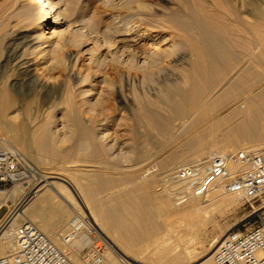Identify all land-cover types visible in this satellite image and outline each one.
<instances>
[{"label": "bare ground", "instance_id": "obj_1", "mask_svg": "<svg viewBox=\"0 0 264 264\" xmlns=\"http://www.w3.org/2000/svg\"><path fill=\"white\" fill-rule=\"evenodd\" d=\"M77 1L4 0L0 7V59L4 55V64L0 66V150L22 151V155H27L26 157H29L38 167L40 164L35 160L25 138L27 125L25 123L24 126L22 125L23 119L20 121L22 124H17L21 113L16 112L14 108L17 101L10 90H21L19 87L22 85L30 86L31 90H72L69 89L68 83L65 84L66 80L62 72L57 74L55 79L52 76L45 77L43 74L46 71L47 73L55 71L57 68L50 67L52 60H58L48 59L51 52L59 55L57 51H64L66 45L71 44L80 48L85 44H82L84 41L81 42V39H85V42L89 39L99 42L97 33L94 34L90 28L82 24L76 29L60 30L63 26L60 16L64 14V11L73 8ZM101 1L104 4V0ZM133 1L137 2L135 4L143 11L142 13L144 11L153 13H144L146 17L141 18L144 23L135 24L132 30L131 26L126 29L125 25L124 28L118 25V19L112 17L113 23L106 29L113 38L111 41L103 39L104 42L102 41L103 43L98 46L104 53L97 59L90 58V55L89 63H99L98 65L102 67L107 66L106 59H109L114 74L121 75L128 84H135L140 75L144 80L147 76L156 75L154 73L156 70L157 75L159 70L161 73L163 63L179 52L184 54L182 58L189 57L190 61L182 80L177 82L178 79L175 78L176 82L170 81L171 85L159 90L156 96L157 101L141 100L132 113L136 138L145 141L148 147L151 145L153 148L142 146L143 143L139 145L138 153L142 159L143 157L148 159L150 155L153 157L154 153H151L155 150L154 156H158L160 167L167 169L164 172L166 174L177 165L205 160L211 155L227 154L238 148L244 150L263 146L264 68H261L260 64L264 63V0H251L247 4H244L243 0H224V3L218 2L221 0H211L209 5H207L209 0H187L185 5L183 4L187 11L185 17L181 16L179 11H168L165 14L163 12L164 15H156L144 0V2L129 0L127 4ZM224 6L229 8V11L227 10L228 15L230 14L229 18L214 10ZM239 6L246 10L242 12ZM140 10L136 11V15L140 13ZM223 11L226 10L223 9ZM139 15L142 16L141 13ZM165 29H171L177 34L159 36V32H164ZM147 40L152 43L145 44ZM163 45L167 47L161 49ZM147 46L155 48L150 50ZM94 47L95 44H93ZM93 48L90 49L93 50ZM80 53L81 50L76 53L71 51L70 54L67 53L65 59L68 63L66 67L71 72L69 78L72 80L76 77V74H73L75 68L81 61ZM34 54L41 57L39 65H42V74L39 73L42 68L33 65L29 58ZM36 60L32 61L36 62ZM10 71L14 74L7 76ZM80 74L83 79L84 76ZM10 77L13 78L11 81H9ZM48 80H54L55 84L52 83V86H49ZM82 81H85V78ZM84 92L81 95H84ZM67 96L68 99H65L67 121L81 126L80 129L78 128L80 140L71 151L72 156L66 155L67 161L65 162L66 158L63 159V165L60 161L59 166H62L52 169L50 173H45L42 169L44 175L41 181L31 186L28 191L29 186L19 184L10 191L0 192V204L8 200L15 203L22 194H25L28 200L11 220L0 226V257L14 251L17 228L24 222L37 223L38 225H35L39 226L38 228L51 242L65 250L60 233L66 225L65 221L72 214L85 213L93 220L96 230L99 233H105L110 240L111 246L107 248L103 264H117L119 255L125 256L134 264H151L150 262L183 264L196 261L198 249L205 247L204 238L199 232L206 230L208 226L211 228V234L216 231L214 219L209 217L204 222L199 216L210 215L212 210L216 209L215 207L220 210L229 205H236L240 197L226 195L228 198H225L226 196L222 195L224 199L222 197L217 199L212 209L208 206V208L193 207L188 213L180 214L179 206L171 203V195L163 184L161 186L164 191L161 190L162 192L158 193L153 188L156 185H154L155 179L149 178L150 175L149 179L138 181L137 173L139 172H135L138 170L137 167L127 164L126 170L129 174L123 172L117 175V178H112L107 172L112 161L110 160L111 163L108 164L105 162L107 159L105 161L100 159L103 152L113 154L112 148L103 143L105 135L96 134L92 129L81 125L82 115L86 112L91 113L93 103L83 97L82 101L77 103L69 93ZM13 108L15 111H11ZM36 119L38 118L33 117L34 121ZM139 127L145 128L143 134L137 132ZM37 142L44 152L50 153L49 158L56 156L55 149L50 148L47 135L39 138ZM89 147L91 152L87 153ZM114 155H111L113 159ZM78 164L89 167L91 170H85L80 177L76 175L79 178L72 180L71 171L74 170L73 167L77 168ZM43 165L46 166L45 163ZM125 183L131 184V190H119L113 192V196L111 195V186H116L115 184L121 186ZM212 194L216 197L222 192L216 190ZM212 198L214 199L213 196ZM192 203L193 201L189 205ZM45 217L52 218L50 226L45 227L38 223L39 219L43 220ZM180 231H183L187 237L184 241L187 245L183 248L180 243L172 241L175 234ZM229 231L215 236L210 235V247L202 251L203 261L199 264L212 263L214 252L229 235ZM203 234L204 232L202 236ZM90 242V237L83 235L66 249L77 251L70 256L74 264H84L78 251Z\"/></svg>", "mask_w": 264, "mask_h": 264}, {"label": "rangeland", "instance_id": "obj_2", "mask_svg": "<svg viewBox=\"0 0 264 264\" xmlns=\"http://www.w3.org/2000/svg\"><path fill=\"white\" fill-rule=\"evenodd\" d=\"M3 1L0 2V7H1V5H2L1 3H3ZM100 1L101 0H78L76 5L73 6V8H70L68 11H64V14L60 16V21H62V23H63L62 24L63 26H61V28H60L61 31L76 29V27L78 25L82 24V25L90 28L94 34L97 33L96 35L100 38V39H98L99 42L94 41V39H89L88 42H85L86 41L85 39H81V42L84 41L82 44L85 43L84 46L80 47L81 49L79 47H74L71 44L69 46L66 45V48L64 51L60 50L61 53H60V51H57L59 55L55 54V52L54 53L51 52L50 57H49V55H48L49 53L46 54L49 57V58L47 57L49 60H52L54 58L56 60L58 59L57 60L58 62L52 60L53 63L51 62L50 67L54 66L57 68L55 69V71L54 70L53 71L51 70L52 72L49 71L50 73H47V71H46V72H44L43 75L45 77H46V75L49 77L52 76L55 79L57 74L62 72L63 78L66 80L65 84L68 83L67 85H69V89H72V90H67L68 92L66 90H31V87L30 86L28 87L26 85L20 86L19 89H21V90H10L12 96L17 101V103H15L14 108L17 110L16 112H19V114L21 113L20 114L21 117L18 119L17 124L23 123L22 125L24 126V123H25L27 125V128L25 127L26 134H27L25 138H26L27 143L30 147V151L32 152L35 160H37L38 163L40 164V167H38L37 165L32 163L31 159L29 157H26L27 155H22L23 154L22 151H15V152L20 154L23 158L25 156L27 158V159L25 158L26 161H28L29 163H31L33 166H35L37 169H39L41 171L43 169V171L45 173H50L51 171H53L52 169L62 166L64 163L63 159L66 158V160H65V162H66L67 157L72 156L71 151L73 150L74 147L77 146V143L80 140L78 128L80 129L81 126L79 124H74L70 121H67V117H66L67 116V106H66L67 104L65 102L66 101L65 99H68L67 94L69 93V95L72 98L74 97L73 99L75 102H77V101L80 102L84 98V99L91 100V102L94 105L93 109L91 110V113L87 114V112H86L87 115L86 114L82 115V124L81 125L84 127L92 129L96 134L102 133L105 135V140H103V143H106V146L108 145V147L112 148L113 154L103 152L100 159L102 161H105L107 159L105 162H107L108 164H110L112 161V163L109 165L110 167H108V170H107L108 174L111 175L112 178H117L118 177L117 175H120L123 172H124V174H129V173H127L128 170H126V169H128V168L126 166H127V164H129V166L133 165V167H135V168L137 167V169H138L135 172H137V171L139 172V173H137L138 174L137 175L138 181H140V180L145 181L146 179H149V178L152 179V177H153L155 179V180L153 179L154 185L155 184L157 185V186L155 185L153 187L154 191L160 193V192L164 191L163 190L164 188L161 185L163 183L162 178L165 175L164 172L167 169L164 170L160 167L158 156H154V154L156 152L155 150H153V152L151 153V154L154 153L153 157H152V155H150L148 157V159L145 157H143V159H142L141 155H139V153H138L139 152L138 151L139 145H141L143 143L142 146H146V147H148V146L146 145L145 141H141V140H138L136 138L135 126H134L135 122L133 121L134 119H133L132 113H134L136 106L138 105V103L141 100L149 99L152 101H157L156 96L158 95L157 92L159 90H162V88L167 86V85H171L172 81L176 82V80L178 79L177 80V82H178V81H180V79L182 80V78L184 77V74H185L184 73L185 69L188 68V64L190 63L189 57L182 58V56L184 54H181L179 52L174 57L171 56V59L169 61H165L163 63V65L161 66V70L163 71V69H164L163 72L161 71V73H160V70L158 69L159 74L157 75V72H156L157 70H156L154 72L156 75L147 76L145 78L147 81H145V79L142 80L143 77H142V75H140L141 79H140V77H137V81L135 82V84H128L124 81V79L121 77V75L116 74V73L114 74V72H112V70H111V61H108L109 59H106L107 66L101 67V65H98L99 63H95V62L89 63L90 58L94 59V57H95V59H97V58H99V56L101 57L102 53H104L103 50L100 49L98 46V45H100V43L102 44L104 42L103 39H105V40L110 39V41H111V38H113V37H111V34L108 33V31L106 29L107 27H110L112 25V23H113L112 19L113 18L118 19V21H117L118 25H120V26L122 25L123 28L125 25L126 29L130 28V26H131L132 28H130V29L132 30L135 27V24L138 25V24L144 23V21H141V18L146 17L145 14H149V13L152 14L153 13V12L146 13L147 11H144L145 14L142 13L143 11L138 9L139 7L137 8L138 5H136L137 4L136 1L129 2V4H127L128 3L127 1H129V0H122V2H121V0H108L109 2H107V3H106L107 0L106 1L104 0L103 1L104 4L101 3L102 1L101 2ZM118 1H120V2H118ZM139 1L140 2L145 1V3L147 5H149V7L154 11V14L159 15V16L164 15L165 13H168V11L169 12L170 11H179L180 15L184 16V17L187 15V11L185 10V7H184L185 1H187V0H144V1L139 0ZM249 1H251V0H243L244 4L249 3ZM125 2H126V4H125ZM210 2H211V0H209L207 2V5L211 4ZM218 2L224 3V0H221ZM119 3H121V4H119ZM105 4H106V6H105ZM121 5H123V7ZM240 6H239V9L242 12H244L246 10V8L245 9L240 8ZM154 7L156 9H154ZM223 9L226 11H223ZM228 9L229 8L224 6L222 8L220 7V8L214 9V10L216 11V13H221V14L223 13L224 15H226V17L229 18L230 14L228 15V13H229ZM63 10H64V8H63ZM139 10H140V13L142 14V16L139 15L140 14L139 12H138L139 14H137L138 16L136 15V13H137L136 11H139ZM163 12H164V14H163ZM74 24H76V25H74ZM167 30H168V32H167ZM171 31H172L171 29L170 30L165 29L164 32H161V33L159 32V36L160 35L161 36H168V35L172 36V35H174V33L177 34L176 32H174V31L171 32ZM65 34H67V33L65 32ZM93 41L95 43H93ZM146 42L149 43V45L152 43V41H150V40L145 41V44H147ZM93 44H95L96 48L95 47L93 48ZM164 47H167V46L163 45V46H161V49H165ZM90 48H93V50H91ZM147 48H150V50H154L153 48H155V47L147 46ZM80 50H81V53H80L81 54V61L78 64V67L75 68V71L73 74H76L75 75L76 77H75V79L72 80L69 78V74L71 72H69L68 68L66 67V66H68V63H67V60H65V59H66V56L68 54H70L71 51L76 53V52H79ZM99 50L102 52L100 53ZM4 53L5 52L3 51V54ZM63 54H64V56H63ZM89 56H90V58H89ZM29 58L31 60V63H33V65H37L38 67L42 68V65L41 64L39 65V63H40L39 60L41 58L39 55L37 56L36 54H34L32 56H29ZM3 59H4V55L0 59V66L2 64H4ZM100 59H102V58H100ZM179 59H181V60H179ZM32 60L33 61L36 60V62H33ZM59 61L60 62L63 61L64 63L62 62L63 63L62 64ZM182 61H183V63H182ZM96 64H97V66H96ZM184 65L185 66L187 65V66L184 67ZM260 67L264 68V63L260 64ZM42 70H43V68L39 70L40 71L39 73L42 74V72H41ZM0 73H1V69H0ZM80 73H82V75L84 76L83 79L85 78V81H82L83 79H82ZM9 74L11 75L14 73H12L10 71V72H8L7 76ZM85 74H86V76H85ZM175 78H177V79H175ZM11 79H13V78L10 77L9 81H11ZM50 80H48L50 82L49 86H52V83L55 84L54 80H52V81H50ZM100 81H102V82L104 81L105 83L104 82L101 83ZM79 87H80V89H79ZM80 90L82 92H80ZM83 92H84V95H81ZM70 96H69V98H70ZM76 96H77L78 100H77V98H75ZM24 103H25V105H24ZM96 104L97 105L99 104V105L97 106ZM14 108L11 111H15ZM103 113H104V115H103ZM30 115H33V116L31 117ZM33 117L38 118V119H36L34 121ZM84 117H85V120L87 122L84 120ZM45 118H46V120H45ZM22 119H23V121H22ZM20 121H22V123ZM44 121H46V122H44ZM38 122H40V123H38ZM42 122H44V123H42ZM41 124H42V126H41ZM32 125H33V127H32ZM33 128H34V130H32ZM140 128H142V127L137 128V132L139 134L140 133L143 134L145 132V128H142V129H140ZM44 129H45V132H44ZM49 131H50V133H49ZM73 131H76L77 133L73 132ZM34 133H35V135H34ZM73 133H76V134H74V136H72ZM42 135L48 136L49 141H50V148H54L55 149L54 152L57 153V154H55L56 156H54V157L52 156L53 158H49V157H51L50 153H48L46 151L44 152L41 149L40 145L37 144L38 143L37 140L39 138L43 137ZM153 135L156 137L155 132H153ZM51 136H52V138H51ZM37 137H38V139L36 140ZM62 139H63V141H62ZM55 140H57V141H55ZM108 140H110V141H108ZM58 141H60V142H58ZM35 146H38L39 148L35 147ZM263 146H261V147H263ZM148 148L151 149L152 146L149 145ZM90 150H91V148L89 147V151L87 149V153H90L91 152ZM236 150H241V149L238 148ZM47 154H48V156H47ZM66 155H68V156H66ZM111 155H114V159ZM138 155L141 158L138 157ZM159 155H162V154H159ZM46 158H48L49 160L48 159L46 160ZM57 158H58V160H55ZM51 159H53V160H51ZM144 159H146V160L144 161ZM62 160H63V162H62ZM114 160H116V161H114ZM60 161H61L62 165L59 166ZM51 162H53V163H51ZM44 163L46 164V166L43 165ZM82 165H89V164H82ZM67 166L69 167L70 165H67ZM177 166H179V165H177ZM73 168H74V170L72 169V171H71L72 175L70 174L73 177V179H72V177L69 176L72 180L79 178L81 173L84 172L85 170L86 171L91 170L89 167H82L81 164H78L77 168L76 167H73ZM80 170H81V172L79 173ZM157 170H159L160 172ZM109 171L111 173H109ZM144 172H145V174H144ZM113 174H114V176H113ZM76 175H78L79 177ZM149 175H150V177H149ZM55 181H58V180H55ZM125 184L124 185L121 184V186L119 184H115L116 186H111V191H110L111 195L113 196V192L115 193L119 190H122V191L131 190V184L130 185H129V183H125ZM22 195H20L16 199L15 203H17L19 200H21V198L23 197ZM214 195L215 194L211 193L207 202L195 200V201H193V203L191 205L188 204V206H184L183 208L179 207L180 209H179L178 213H180V214H182L184 212L188 213V211H190L193 207L203 208V206H204V208L209 207L212 209L215 207L214 205L216 203H214V202L217 199L219 200V199H221L220 197H222V195H223V197H225L228 194H221L220 196H216V197ZM212 196L214 197V199L212 198ZM229 197H232V196H229ZM225 198H228V196H226ZM240 199H238V202L236 205H229V206H227L228 208L225 206L226 208L223 207V208H220V210H219V208L215 207L216 209L212 210L213 211V212H211L212 214L210 213V215L209 214L201 215L202 218H201V216H199L200 219H202L204 222H206V220H208L209 217L214 219L216 221V227H215L216 231L213 234H211L210 233L211 228L209 226L206 230L205 229L203 231L201 230L199 233H200L201 237L204 238V246L205 247L198 249V252H197L198 258L196 259L197 262L194 261L193 263H183V264H199L203 261V259L201 258L203 255L202 251H204L205 249H208L210 247V244H209L210 238H211L210 235L215 236V235L221 234L222 232H225L227 230H230L229 233H232V232L242 233V232L248 230L250 227L256 225L259 222L260 218L264 217V196L262 198H260L259 200L254 201V202H245L243 199H241V200ZM170 200L172 201L171 203H174L172 197ZM210 206H213V207H210ZM215 210H218V211H215ZM7 212H8V208L6 206L4 208H2L0 210V219H3L6 216ZM73 215L74 214H72L67 219V221H65V223L67 222V224H68V222L73 217ZM173 215H176V214L173 213ZM43 221L50 224L53 220L50 217H47V218L45 217V219H43ZM35 224L38 225L37 223H35ZM65 228H67V225L62 229V231H60L61 234L66 230ZM203 232H204V234L202 236ZM205 233H206V235H205ZM99 235L101 237H103L104 240H106L107 248L109 246H111L110 240L108 239V236H106L105 233L100 232ZM112 236H113V233H112ZM112 238H114V236ZM111 240L114 241V239H111ZM186 240H187L186 235L184 234L183 231H180L177 234H175V237L172 241H175V243H177V242L180 243L182 248H183L184 246L187 245L186 242H184ZM87 246H85L83 249H85ZM66 249L67 248H65V250ZM72 255H73V253H72ZM140 261H142V259H140ZM150 263L151 264H164V263H160V262H157V263L156 262L155 263L150 262ZM179 264H182V263H179Z\"/></svg>", "mask_w": 264, "mask_h": 264}, {"label": "built area", "instance_id": "obj_3", "mask_svg": "<svg viewBox=\"0 0 264 264\" xmlns=\"http://www.w3.org/2000/svg\"><path fill=\"white\" fill-rule=\"evenodd\" d=\"M44 173L20 154L0 150V192L10 191L21 184L31 186L41 181ZM174 204L184 207L191 201L207 202L211 193L237 195L245 202H254L264 196V146L236 150L222 155H211L205 160L175 167L162 178ZM11 206L0 204L8 212L0 219V226L11 220L27 203L26 195ZM83 235L91 242L78 251L84 264H103L107 242L99 235L93 220L85 213L73 215L61 235L63 247L68 248ZM76 250H63L32 222L17 228L15 249L0 257V264H74L70 259ZM117 264H134L125 256H118ZM211 264H264V217L242 233H229L213 254Z\"/></svg>", "mask_w": 264, "mask_h": 264}, {"label": "crops", "instance_id": "obj_4", "mask_svg": "<svg viewBox=\"0 0 264 264\" xmlns=\"http://www.w3.org/2000/svg\"><path fill=\"white\" fill-rule=\"evenodd\" d=\"M0 200H1V199H0ZM14 204H15V203H14L13 201L8 200L7 206H8V208H9V207L11 208V206H14ZM40 220H41V222H40ZM38 223H39V224H42L43 226L45 225V227H46V226H50V224L44 222L42 219H39ZM44 223H45V224H44ZM65 224L67 225V223H65ZM66 225H65V226H66Z\"/></svg>", "mask_w": 264, "mask_h": 264}]
</instances>
